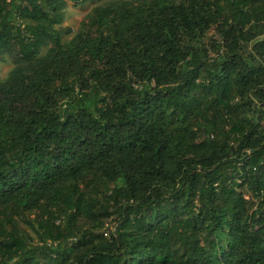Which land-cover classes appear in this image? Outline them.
I'll list each match as a JSON object with an SVG mask.
<instances>
[{"label": "trees", "instance_id": "trees-1", "mask_svg": "<svg viewBox=\"0 0 264 264\" xmlns=\"http://www.w3.org/2000/svg\"><path fill=\"white\" fill-rule=\"evenodd\" d=\"M65 5L0 0V264H264V0Z\"/></svg>", "mask_w": 264, "mask_h": 264}, {"label": "rangeland", "instance_id": "rangeland-1", "mask_svg": "<svg viewBox=\"0 0 264 264\" xmlns=\"http://www.w3.org/2000/svg\"><path fill=\"white\" fill-rule=\"evenodd\" d=\"M66 5L63 8L61 17V23L57 28L61 29L62 42L69 41L74 34L77 33L80 24L86 20V16L92 11V9L103 2V0H81L71 1L65 0ZM69 30V32H67ZM212 35L210 32L209 36ZM14 53L7 54L0 58V79L4 80L9 71L14 67ZM114 219V216L113 218ZM113 223V222H112ZM109 227L114 228V225Z\"/></svg>", "mask_w": 264, "mask_h": 264}]
</instances>
